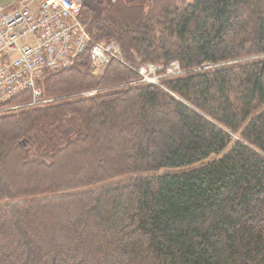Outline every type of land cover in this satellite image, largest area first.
<instances>
[{
	"label": "trees",
	"instance_id": "trees-1",
	"mask_svg": "<svg viewBox=\"0 0 264 264\" xmlns=\"http://www.w3.org/2000/svg\"><path fill=\"white\" fill-rule=\"evenodd\" d=\"M81 19L121 58L93 74L85 51L0 112V264H264V0Z\"/></svg>",
	"mask_w": 264,
	"mask_h": 264
},
{
	"label": "built area",
	"instance_id": "built-area-1",
	"mask_svg": "<svg viewBox=\"0 0 264 264\" xmlns=\"http://www.w3.org/2000/svg\"><path fill=\"white\" fill-rule=\"evenodd\" d=\"M82 9L83 0H18L0 10V112L9 109L6 103L26 89L39 96L35 84L45 72L72 66L85 51L90 52L93 74L121 58L117 45L91 37L81 19ZM150 71L151 65L141 64L140 81L158 82L149 78ZM180 71L173 62L164 74Z\"/></svg>",
	"mask_w": 264,
	"mask_h": 264
},
{
	"label": "rangeland",
	"instance_id": "rangeland-1",
	"mask_svg": "<svg viewBox=\"0 0 264 264\" xmlns=\"http://www.w3.org/2000/svg\"><path fill=\"white\" fill-rule=\"evenodd\" d=\"M152 66V71H150L149 73V78L152 80H160V78L162 76H164L165 74L162 72V68L164 67L163 65H159V64H149ZM36 89L38 90V88L36 87ZM33 90V89H32ZM34 92V91H33ZM40 92V91H39ZM35 95V93H34ZM36 96V95H35ZM37 97V96H36ZM34 102H39V100L34 99L32 101V103ZM7 104V103H6ZM23 104H9L7 105V107H9V109L5 110L6 111H11V110H15L17 108H19L20 106H22ZM13 107V108H12Z\"/></svg>",
	"mask_w": 264,
	"mask_h": 264
},
{
	"label": "water",
	"instance_id": "water-1",
	"mask_svg": "<svg viewBox=\"0 0 264 264\" xmlns=\"http://www.w3.org/2000/svg\"><path fill=\"white\" fill-rule=\"evenodd\" d=\"M17 1L18 0H0V10L9 7L10 5L14 4Z\"/></svg>",
	"mask_w": 264,
	"mask_h": 264
}]
</instances>
